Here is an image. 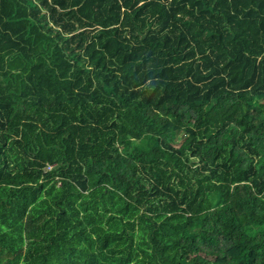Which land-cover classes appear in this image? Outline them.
<instances>
[{
	"label": "trees",
	"instance_id": "obj_1",
	"mask_svg": "<svg viewBox=\"0 0 264 264\" xmlns=\"http://www.w3.org/2000/svg\"><path fill=\"white\" fill-rule=\"evenodd\" d=\"M0 264H264V0H0Z\"/></svg>",
	"mask_w": 264,
	"mask_h": 264
}]
</instances>
